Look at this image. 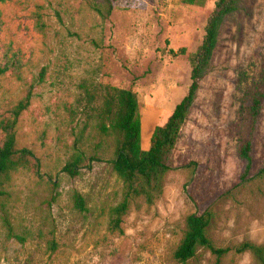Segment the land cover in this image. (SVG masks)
<instances>
[{"label":"rangeland","instance_id":"374dc122","mask_svg":"<svg viewBox=\"0 0 264 264\" xmlns=\"http://www.w3.org/2000/svg\"><path fill=\"white\" fill-rule=\"evenodd\" d=\"M217 1L197 7L113 0L109 19L97 11L100 0L0 4V54L20 52L23 61L21 74L0 75V140L3 121L30 95L15 133L18 148L34 154L29 168L0 184V264H182L174 252L186 217L205 212L213 215L209 236L217 246H264V106L247 181L238 155L244 95L264 86V0H243L222 27L163 194L153 205L134 201L123 233L108 228L123 185L109 163L113 142L99 128L105 90L137 95L148 149L154 130L188 93L189 55L202 44ZM77 157L79 173L64 172ZM76 192L85 211L75 205ZM186 264H215V258L201 248ZM223 264L262 263L231 251Z\"/></svg>","mask_w":264,"mask_h":264},{"label":"trees","instance_id":"16d2710c","mask_svg":"<svg viewBox=\"0 0 264 264\" xmlns=\"http://www.w3.org/2000/svg\"><path fill=\"white\" fill-rule=\"evenodd\" d=\"M10 0H0L1 3ZM243 0H218L207 19L205 36L197 50L189 55L191 66V84L187 95L176 105L174 111L162 125L157 127L151 137L148 149L142 148V123L137 95L127 89L107 87L100 111V132L109 136L114 145V154L110 164L123 185L122 198L110 211L109 230L123 233V221L131 205L142 200L153 205L163 194L165 180L173 169L170 157L180 138L182 127L197 98L200 83L207 75L218 46L220 32L226 20L242 9ZM98 13L109 19L115 7L113 0H100ZM208 0H182L189 6L204 7ZM3 25L0 9V29ZM175 57L178 55L171 52ZM181 50L180 55H185ZM23 61L20 52L0 54V75L8 72L21 74ZM30 95L24 98L14 109L13 116L3 121L4 138L0 140V184L3 180L30 167L34 154L26 148H18L15 133L20 115L28 109ZM264 106V86H256L247 91L242 102L244 136L238 155L244 163L243 181H247L254 167V140ZM81 157L75 158L64 168V172L76 176L79 173ZM75 205L85 211V200L76 192ZM213 215L205 212L201 215L190 214L185 220L184 235L174 252V259L182 264L196 257L199 249L208 250L215 258V264H223V259L231 252L251 253L264 264V246L244 242L235 247H219L209 236ZM10 228V224L5 220Z\"/></svg>","mask_w":264,"mask_h":264}]
</instances>
